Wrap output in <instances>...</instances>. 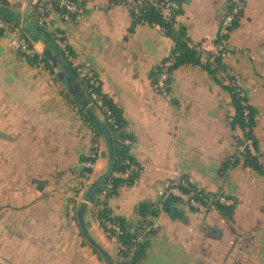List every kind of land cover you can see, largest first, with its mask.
Segmentation results:
<instances>
[{
	"label": "crops",
	"instance_id": "1",
	"mask_svg": "<svg viewBox=\"0 0 264 264\" xmlns=\"http://www.w3.org/2000/svg\"><path fill=\"white\" fill-rule=\"evenodd\" d=\"M228 1L181 0L175 26L209 49ZM244 1L238 25L226 38V70L214 77L200 65H180L170 71L167 95L150 76L173 48L159 23L133 25L120 0H76L83 13L72 21L49 13L65 34L72 65L96 75L126 121L129 152L140 171L107 205L131 227L141 219L139 203L153 204L148 215L155 228L140 264H264V171L239 159L226 176L219 172L241 134L229 124L234 107L223 87L229 78L255 111L253 135L264 157V0ZM33 10V0H0V11L17 19L37 56H46L45 44L25 30ZM52 56L55 61L46 56L40 67L0 37V260L108 264L85 242L73 215L108 167L106 142L99 136L93 143L77 87L65 81L70 73L64 61ZM94 146L98 156L91 175L74 196L80 163ZM175 174L204 192L223 190L235 201L232 218L215 208L200 213L170 201L165 190ZM84 221L112 264H121L116 237L100 227L89 206Z\"/></svg>",
	"mask_w": 264,
	"mask_h": 264
},
{
	"label": "trees",
	"instance_id": "2",
	"mask_svg": "<svg viewBox=\"0 0 264 264\" xmlns=\"http://www.w3.org/2000/svg\"><path fill=\"white\" fill-rule=\"evenodd\" d=\"M231 6L232 4L229 0L228 8H231ZM53 8L56 9V4H53ZM179 11H177V14L179 13ZM130 13L133 17V25L136 22H147L149 24L159 23L164 28L165 33L173 40V48L171 50L170 56L175 59V63L170 69V71L173 68H176L183 64H193L200 65L207 72L216 77L220 71L226 70V67L222 60L223 58L221 56H214L211 62H209V57L203 58L201 53L196 49V46L200 45V43L192 42L187 36L184 27L175 26V20L172 22L164 21L152 7L146 4L143 5L140 15H134L132 12ZM240 13L233 21L232 27L238 25V17L240 16ZM0 17L17 25V19L14 18L12 15H7L0 11ZM25 30L30 35V38L32 40H41L45 44L47 51H49L51 55H55L57 58H61L64 61L67 71L70 73L69 78L71 79V86L73 88L77 87L78 97L82 99L79 100V104L81 105L80 111L82 112L84 118L88 121L90 127L93 130V142H95L99 136H102L106 142L108 161L110 160L112 165L111 172L125 171L126 168L129 167L130 163H137L134 157L130 154L128 146H124L121 143L123 139L131 138V135L125 130L126 121L123 117L122 111L113 103V101L105 93L102 92L101 83L97 79L96 75L89 74L85 78H81L78 74L76 66L72 65L71 60H68L67 57L64 55L63 51L55 44L51 34L39 25H37L36 22L33 21L26 27ZM227 36H225V38H227ZM69 53L71 54L70 50ZM41 58L45 62L47 61L46 56L43 55L41 56ZM29 60L32 63H37L38 56H34ZM160 69L161 68L159 65L156 66V68L152 71L150 75L151 82L155 86V89H157L156 83ZM233 80L234 78H229V82L226 85H223V87L229 92L234 107V112L231 115V120L229 121V124L232 129H238L243 137L253 138L254 144L257 147L253 135L255 111L248 103L247 98H245V101H247L248 113L247 115L244 114L245 107L242 105V101L244 100V98H241L239 96L240 87L235 82H232ZM90 90L95 91L102 100L103 104L108 107L111 113V117H113L114 119V123L108 122L106 119L107 117L105 116V112L99 107H97L94 101L91 100ZM96 109H99L100 113L103 116V119L100 120L96 116ZM246 128L248 129L246 130ZM238 140H240V138ZM239 159L241 158L237 157L235 153L231 155V157L225 159L219 169L220 174L223 177L226 176L230 167L235 165ZM242 160L245 163L260 169L256 157L245 155ZM126 161H128V163H126ZM137 176L138 172L132 173L127 178L112 177L111 175H109L107 180H110L112 182L113 188L109 192L108 198L117 192V189L121 184H131ZM183 178L188 181L187 177ZM188 186V188H183V190L188 193H191L194 198L200 200L207 207L213 206L223 217L232 218L234 205L226 206L224 204L219 203L217 199L218 191L216 193L204 192L202 189L198 191V187L192 182H188ZM100 188L101 186H99L97 191L88 199V201L92 203V205L96 208L95 217L100 227L107 233L108 236L111 237L114 236V233L112 230L106 227L105 221H118L121 225V228L124 230V233L118 236V240L126 248V251H124L122 255L126 256L130 248L132 246L135 247L130 259L121 260V264H140V259L145 254L148 238L154 232V229H152L150 231V235H146L143 233L144 225L146 222H148L145 220V216L151 212L152 207L154 208L153 204L142 202L139 203V205L137 206V212L139 215H141V219L134 225V228L136 230V233L143 234V238L141 240H135L136 233L129 229L130 227L125 220L119 218L118 216H113L111 214L107 203H104L102 207H99L100 202L96 199V194L100 190ZM225 195L229 197V195ZM167 197L170 201H180L178 198L172 197L170 195H167ZM83 206L85 214L87 205L83 204ZM81 235L84 239L85 236L83 235L82 231ZM86 243L92 248V250L96 254L102 257V254L98 251L97 248L91 245L88 241Z\"/></svg>",
	"mask_w": 264,
	"mask_h": 264
},
{
	"label": "built area",
	"instance_id": "3",
	"mask_svg": "<svg viewBox=\"0 0 264 264\" xmlns=\"http://www.w3.org/2000/svg\"><path fill=\"white\" fill-rule=\"evenodd\" d=\"M232 6L227 8L223 18L221 19L217 36L214 40L211 41V48H205L203 43L196 46V49L201 53L202 57H209V62L213 60L214 56H221L222 58L226 54L227 42L225 36H227L232 27L233 21L239 15L243 9L244 2L243 0H230ZM34 10L32 13V19L36 22L37 25L42 27L44 30L49 32L53 37L55 44L63 51L64 55L68 60H72V56L69 53V48L65 34L54 27L52 21L49 19V13L52 10H55L58 14V17L63 21H72L76 20L83 13V7L76 2V0H33ZM53 4H56V9L53 8ZM120 4L125 6L130 12L134 15H140L142 7L144 4L152 7L157 14L166 22H172L176 19L177 11L180 10V1L179 0H120ZM0 37L7 39L8 46L15 50L18 53H21L25 58L31 59L34 56H37L34 49L30 46L29 40L25 33L22 30L20 25H15L6 19L0 17ZM175 59L170 55L166 57L159 63L160 72L158 75L156 87L160 94L167 95L168 92V81L170 77V69L173 67ZM38 66L45 67V61L38 56L37 61ZM78 74L81 78L88 76V72L82 69L81 67H76ZM239 96L244 98L242 105L244 108V114L247 115V101H245L246 95L245 91L240 88ZM90 98L94 101L95 105L102 109L105 112L107 121L114 123L113 117H111L110 110L106 105L103 104L100 97L93 90H90ZM231 117H229V121ZM248 128H246L247 130ZM240 138V140H238ZM124 146H129L131 140L125 138L121 141ZM235 154L237 157L243 159L245 155L254 156L257 159V163L262 171H264V157L259 153L257 147L254 144L253 138L243 137L241 134L237 135L235 138ZM98 156L97 151L91 149L87 154L85 159L80 163L81 174L78 176L76 183L73 186V195H76L78 191L81 190L83 183L88 179L90 171L93 169L95 160ZM128 163V161H126ZM140 171V166L137 163H130L129 167L125 171H116L111 172L112 177H121L127 178L132 173H137ZM108 178V177H107ZM107 178L100 185L101 188L96 194V199L100 202L102 207L104 203H107L108 194L112 190L113 185L110 180ZM188 182H192L190 179L188 181L181 177L178 174L169 181L166 186V194L172 197L178 198L181 202L185 203L188 207L204 213L210 209H214L213 206L207 207L200 200L194 198L191 193H188L183 190V188H188ZM199 191L200 188H197ZM218 202L226 206L234 205V200L231 197H227L223 190L218 191L217 195ZM81 202L90 203L84 198L80 199ZM92 204V203H90ZM95 208V207H94ZM145 220L148 221L144 225V234L150 235V231L155 228V225L151 223L150 216L146 215ZM105 225L108 229L112 230L114 236L117 238L118 252L123 259H130L133 254L134 246L130 248L126 256H123L122 253L126 251L125 246L118 240V236L124 233V230L121 228V225L118 221H105ZM129 229L136 233L134 226H131ZM143 234L136 233L135 240H141Z\"/></svg>",
	"mask_w": 264,
	"mask_h": 264
},
{
	"label": "water",
	"instance_id": "4",
	"mask_svg": "<svg viewBox=\"0 0 264 264\" xmlns=\"http://www.w3.org/2000/svg\"><path fill=\"white\" fill-rule=\"evenodd\" d=\"M47 57H49L52 61H55V57H53L52 55H50V52L49 51H45L44 53ZM60 77L62 79V81H67V83H69L70 85V88L72 87L71 86V79L69 77L67 78H63V74L60 73ZM111 168H112V165H111V161L109 160L108 161V167L106 169V171L104 173H102L101 175H99L95 181H93V183L89 186L86 194H85V197L84 199L86 201H88L89 197H91L96 191L97 189L99 188V186L103 183V181L110 175V172H111ZM83 204H86L85 202H82L80 204V206L77 208V211H76V218H77V222L79 224V227L83 233V235L85 236L86 240L91 244L93 245L95 248L98 249V251L102 254V256L106 259L107 263L108 264H112V261L111 259L109 258V256L106 254V252L101 248V246L91 237V235L89 234L88 232V229H87V222L84 221V206ZM0 264H6L4 263L3 261L0 260Z\"/></svg>",
	"mask_w": 264,
	"mask_h": 264
},
{
	"label": "rangeland",
	"instance_id": "5",
	"mask_svg": "<svg viewBox=\"0 0 264 264\" xmlns=\"http://www.w3.org/2000/svg\"><path fill=\"white\" fill-rule=\"evenodd\" d=\"M243 2H244V5H243V8H244V6H245V1L243 0ZM232 82H234V80L232 81ZM96 110H98L99 111V109H96ZM100 112V111H99ZM101 114V113H100ZM102 115V114H101ZM102 119H103V116H102ZM90 125V124H89ZM93 135V134H92ZM93 143H95V142H93ZM91 149H94L95 151H97L96 149H95V146L93 147V148H91ZM98 153V152H97ZM92 171V170H91ZM91 171H90V174L89 175H91ZM89 178V177H88ZM87 180V179H86ZM77 193H79V191L77 192ZM74 196H78L77 194L76 195H74ZM82 202L80 201V203H78V204H76V205H78L77 207L75 206V208L76 209H74V211H73V215H74V219L77 221V218H76V211H77V208L80 206V204H81ZM86 205H87V207L89 206V208H90V211H91V213H92V216L94 215V216H96V208H94V206L92 205V204H90V203H86ZM96 218V217H95ZM97 220V219H96ZM84 240L87 242V240H86V238H84Z\"/></svg>",
	"mask_w": 264,
	"mask_h": 264
}]
</instances>
